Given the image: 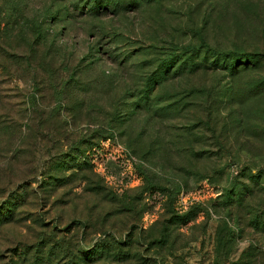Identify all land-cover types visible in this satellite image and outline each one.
Segmentation results:
<instances>
[{"label": "rangeland", "instance_id": "rangeland-1", "mask_svg": "<svg viewBox=\"0 0 264 264\" xmlns=\"http://www.w3.org/2000/svg\"><path fill=\"white\" fill-rule=\"evenodd\" d=\"M92 3L0 0V264H264V0Z\"/></svg>", "mask_w": 264, "mask_h": 264}, {"label": "trees", "instance_id": "trees-1", "mask_svg": "<svg viewBox=\"0 0 264 264\" xmlns=\"http://www.w3.org/2000/svg\"><path fill=\"white\" fill-rule=\"evenodd\" d=\"M126 3H134L135 0H124ZM111 4V0H93V3L89 6V10L93 12H99L101 7L107 8V5ZM206 45V44H205ZM192 49H197L199 52L202 50L203 43L194 45H188ZM187 46V47H188ZM209 46V45H206ZM213 56V54H211ZM264 58L263 53L259 50L248 51L241 49H231L228 51L216 50L215 56L212 59L207 60L211 64H208L210 68L222 67L232 72H237L240 69L258 66ZM194 61H187L186 64L193 63ZM196 64L201 65L200 62ZM205 64V63H203ZM207 64V63H206ZM175 65V64H174ZM172 65V66H174ZM239 196V193H237Z\"/></svg>", "mask_w": 264, "mask_h": 264}]
</instances>
